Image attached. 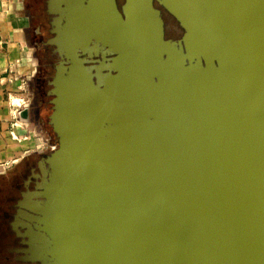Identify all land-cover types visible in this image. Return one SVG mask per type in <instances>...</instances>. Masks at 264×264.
Listing matches in <instances>:
<instances>
[{
  "label": "water",
  "instance_id": "obj_1",
  "mask_svg": "<svg viewBox=\"0 0 264 264\" xmlns=\"http://www.w3.org/2000/svg\"><path fill=\"white\" fill-rule=\"evenodd\" d=\"M93 1L66 7L73 58L54 81L44 264H264V0H226L220 18L200 6L201 34L228 23L223 54L191 42L194 0H157L184 30L178 43L163 39L153 0H126L120 12L105 0L108 36L91 24ZM83 38L117 55L101 86L75 54ZM121 63L135 96L129 80L118 84ZM145 85L164 97L149 99Z\"/></svg>",
  "mask_w": 264,
  "mask_h": 264
},
{
  "label": "rangeland",
  "instance_id": "obj_2",
  "mask_svg": "<svg viewBox=\"0 0 264 264\" xmlns=\"http://www.w3.org/2000/svg\"><path fill=\"white\" fill-rule=\"evenodd\" d=\"M125 1L114 0L119 12ZM24 2L25 11L30 21L27 34L31 38L30 43L34 48L37 63L35 74L24 89L25 105L31 121L30 126L36 127L42 147L39 152L25 157L0 174V264H44L46 261L43 259L48 257L41 252L43 248H50L51 242L45 234L46 228L41 222L40 211L46 201L45 185L50 176L47 163L50 146L55 145L57 149L59 145V137L53 122L56 98L54 81L62 71L61 69L70 64L67 54L69 48L64 45L62 34L67 17V8L63 6V0H24ZM104 2L105 0L103 2L101 0L93 1V6L87 11L92 18V26L106 32L105 29L112 28L113 14L109 6L103 10ZM152 4L153 8L158 11L162 22L163 39L178 43L184 35V30L178 21L157 0H153ZM226 4V0H194L193 8L196 11H193L192 16L196 33L194 38H191V42L207 44L209 41H214L213 44H216L214 53L216 54H223L230 50L234 43L232 42L234 37L225 32L229 28L228 23L223 19L222 23H218L221 28L218 29L219 31L216 30L212 35H205L201 34L204 26L198 17L200 16L198 11L200 6L211 7L208 12L210 17H223ZM133 22L137 26L133 27L140 34L141 26L137 25L136 20ZM112 31L117 40L121 31L117 27ZM110 32L111 30L107 31L106 36ZM140 37L141 35L133 41L134 45L137 41L142 42ZM149 38H151L150 33ZM92 43L84 51L77 48L75 54L80 59H84L83 65L92 76L93 85L101 86L107 73L102 66L108 65L110 62L108 60H111L113 55L109 50H103L105 54L91 50ZM121 65H123L121 67L123 70L118 77V84L123 86L124 81L129 80L130 85H127L126 90L135 96L133 82L136 79L127 74L130 71L126 70L127 66H124V63ZM144 88L149 99L157 98V96L164 97V93L159 92L156 87L147 88L145 85ZM119 90L122 94L127 93L121 88ZM143 93L145 90H142L141 94L143 95ZM158 128V125L149 126L143 136L152 140L160 134ZM51 225L56 229L57 225L54 222H51Z\"/></svg>",
  "mask_w": 264,
  "mask_h": 264
},
{
  "label": "crops",
  "instance_id": "obj_3",
  "mask_svg": "<svg viewBox=\"0 0 264 264\" xmlns=\"http://www.w3.org/2000/svg\"><path fill=\"white\" fill-rule=\"evenodd\" d=\"M29 28L24 0H0V174L42 147L25 105L37 67Z\"/></svg>",
  "mask_w": 264,
  "mask_h": 264
},
{
  "label": "flooded vegetation",
  "instance_id": "obj_4",
  "mask_svg": "<svg viewBox=\"0 0 264 264\" xmlns=\"http://www.w3.org/2000/svg\"><path fill=\"white\" fill-rule=\"evenodd\" d=\"M65 25H67V22L65 23ZM63 38H65L66 39V37H63ZM64 42V45L66 46V40H63ZM91 42H93L92 44V48H91V50H93V51H98L100 54H103L104 52H103V50H109V48L107 47V46H105L104 45V43H102L101 41H96V40H94V39H92V40H88L87 38H83V40H82V42L80 43V45L79 44H76V46L77 47H80L83 51L86 49V48H88L89 47V45L91 46ZM70 47V46H69ZM66 48H68L67 46H66ZM84 48V49H83ZM71 53V49H68L67 50V54H68V56H69V54ZM105 54V53H104ZM112 55H113V57H112V59L110 60H108V61H110L109 62V64L108 65H104V66H102L103 68H105L106 69V71H107V73L105 74V77L108 75V74H110V73H112L113 72V74L115 73L114 72V70H112V68H114V62H113V59L117 56L115 53H113L112 52ZM72 58H73V55H72ZM67 68L69 67V66H66ZM97 76V75H96ZM56 150V149H55ZM54 150V151H55Z\"/></svg>",
  "mask_w": 264,
  "mask_h": 264
},
{
  "label": "bare ground",
  "instance_id": "obj_5",
  "mask_svg": "<svg viewBox=\"0 0 264 264\" xmlns=\"http://www.w3.org/2000/svg\"><path fill=\"white\" fill-rule=\"evenodd\" d=\"M67 2H68V0H63V6L66 8L67 7ZM63 37H65V35H64V30H63ZM64 40H65V38H63Z\"/></svg>",
  "mask_w": 264,
  "mask_h": 264
},
{
  "label": "built area",
  "instance_id": "obj_6",
  "mask_svg": "<svg viewBox=\"0 0 264 264\" xmlns=\"http://www.w3.org/2000/svg\"><path fill=\"white\" fill-rule=\"evenodd\" d=\"M55 149H56V146L55 145L50 146V152H53Z\"/></svg>",
  "mask_w": 264,
  "mask_h": 264
}]
</instances>
